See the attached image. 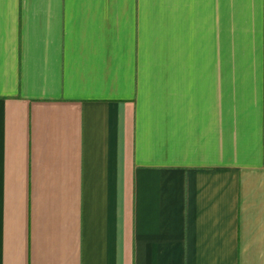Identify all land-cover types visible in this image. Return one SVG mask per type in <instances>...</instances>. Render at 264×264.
I'll return each instance as SVG.
<instances>
[{
  "label": "crops",
  "instance_id": "0c3cea01",
  "mask_svg": "<svg viewBox=\"0 0 264 264\" xmlns=\"http://www.w3.org/2000/svg\"><path fill=\"white\" fill-rule=\"evenodd\" d=\"M0 264H264V0H0Z\"/></svg>",
  "mask_w": 264,
  "mask_h": 264
},
{
  "label": "rangeland",
  "instance_id": "374dc122",
  "mask_svg": "<svg viewBox=\"0 0 264 264\" xmlns=\"http://www.w3.org/2000/svg\"><path fill=\"white\" fill-rule=\"evenodd\" d=\"M146 2L153 4L154 0H146Z\"/></svg>",
  "mask_w": 264,
  "mask_h": 264
}]
</instances>
